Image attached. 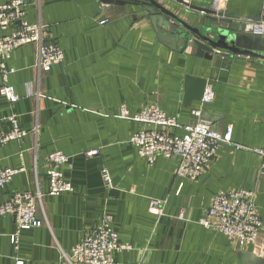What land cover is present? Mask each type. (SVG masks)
<instances>
[{
    "label": "crops",
    "instance_id": "obj_1",
    "mask_svg": "<svg viewBox=\"0 0 264 264\" xmlns=\"http://www.w3.org/2000/svg\"><path fill=\"white\" fill-rule=\"evenodd\" d=\"M10 0H0V5ZM194 27L210 23L212 0H155ZM24 19L40 21L46 39L63 52L60 63L39 70L37 47L14 49L6 61L7 82L18 100L0 94V133L11 118L28 133L0 146V169L24 171L0 186V204L16 191L43 193L37 208L42 226L16 230L12 215L0 217V264H66L68 251L103 216L111 218L118 240L131 246L116 251L115 261L140 264H242V256H264V169L254 148L264 144V60L198 58L181 39L170 43L163 11L148 3L104 5L99 0H24ZM262 0H227L234 26L259 18ZM108 18L107 22L100 20ZM12 27L6 32L9 33ZM208 80V101L183 104L184 75ZM2 76L0 74V86ZM156 105L182 125L196 120L224 134L213 160L195 180L177 175L178 161L158 156L149 165L130 137L150 126L132 116ZM199 109V117L192 115ZM181 135V130H174ZM91 150L97 154L86 156ZM61 151L69 161L61 170L71 192L48 194V159ZM110 175L106 187L102 170ZM246 189L262 221L256 243H240L203 227L215 194ZM160 200V213L149 210Z\"/></svg>",
    "mask_w": 264,
    "mask_h": 264
},
{
    "label": "built area",
    "instance_id": "obj_2",
    "mask_svg": "<svg viewBox=\"0 0 264 264\" xmlns=\"http://www.w3.org/2000/svg\"><path fill=\"white\" fill-rule=\"evenodd\" d=\"M227 0H212L211 5L216 11L226 8ZM24 0H10L0 5V74L2 84L0 94L9 102L18 100L13 86L8 84V74L12 71L6 65L11 52L26 44L37 47V64L39 70H47L52 64L60 63L63 52L53 42L46 39L44 25L37 21L29 23L24 19ZM108 18L100 22H107ZM9 27L12 30L6 32ZM244 31L253 36L264 37V0L260 6L258 19L246 22ZM211 95L206 90L201 101L210 100ZM192 115L199 117L200 110L193 109ZM136 122L150 126L140 129L130 137V142L136 146L140 157L152 165L158 156L178 161L177 175L182 178L195 180L206 170L213 160L219 143H230L232 128L228 125L224 134L219 133L207 123L196 120L182 125L174 116L167 115L156 105H148L132 116ZM12 129L7 133H0V146L12 140L21 139L28 132L11 118ZM174 130H181L182 134H175ZM263 161L264 144L253 149ZM97 154L91 150L86 156ZM48 159V194L59 195L73 190L72 184L65 180L61 168L69 161V157L61 151H53ZM24 171L20 168L0 169V186L8 183L12 177ZM264 174V172H263ZM102 179L106 187L111 186L110 175L106 169L102 170ZM43 193L40 191H16L10 198L0 204V217L12 215L16 230L11 234V240L17 242L19 231L42 226L43 220L37 216V208L41 203ZM254 194L250 190L238 189L215 194L210 202L206 214L199 219V223L214 232L224 234L240 243H256L260 237L262 221L253 203ZM160 200L152 199L149 210L154 214L160 213ZM131 246L121 243L117 233L111 226V218L103 216L94 225L89 234L72 246L68 251L60 250V255L66 264H136L120 263L114 260L113 254L120 250H129ZM17 263L21 264V261ZM140 264V263H137Z\"/></svg>",
    "mask_w": 264,
    "mask_h": 264
},
{
    "label": "water",
    "instance_id": "obj_3",
    "mask_svg": "<svg viewBox=\"0 0 264 264\" xmlns=\"http://www.w3.org/2000/svg\"><path fill=\"white\" fill-rule=\"evenodd\" d=\"M104 5H125L135 4L128 0H99ZM147 10L156 13L160 9L167 14L174 23L166 19H161L163 27L170 35L160 36V39L170 43H175L181 39L183 46H190L194 49V54L198 58L213 60L215 57L232 59H243L253 57L264 60V37L253 36L242 31L241 26H234L232 14L225 11H216L212 5L210 8H199V11L206 12L210 23L202 27H194L192 24L181 19L171 10H165L155 0H146ZM258 19V18H256ZM182 101L186 106H191L193 102H200L207 90L208 80L205 77L192 74L184 75ZM242 264H264V256H242Z\"/></svg>",
    "mask_w": 264,
    "mask_h": 264
},
{
    "label": "trees",
    "instance_id": "obj_4",
    "mask_svg": "<svg viewBox=\"0 0 264 264\" xmlns=\"http://www.w3.org/2000/svg\"><path fill=\"white\" fill-rule=\"evenodd\" d=\"M128 1H136V2H142V3H146L147 2L146 0H128Z\"/></svg>",
    "mask_w": 264,
    "mask_h": 264
}]
</instances>
